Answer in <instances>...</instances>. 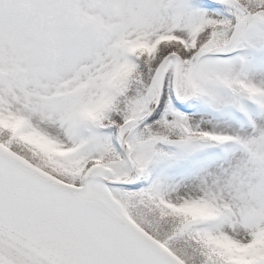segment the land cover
Returning <instances> with one entry per match:
<instances>
[{
    "label": "snow or ice",
    "instance_id": "1",
    "mask_svg": "<svg viewBox=\"0 0 264 264\" xmlns=\"http://www.w3.org/2000/svg\"><path fill=\"white\" fill-rule=\"evenodd\" d=\"M0 264H264V0H0Z\"/></svg>",
    "mask_w": 264,
    "mask_h": 264
}]
</instances>
